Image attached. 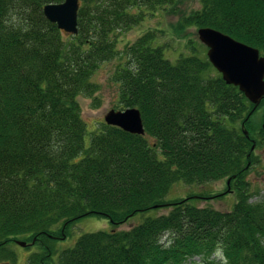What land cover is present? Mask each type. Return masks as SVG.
Instances as JSON below:
<instances>
[{
  "label": "trees",
  "instance_id": "obj_1",
  "mask_svg": "<svg viewBox=\"0 0 264 264\" xmlns=\"http://www.w3.org/2000/svg\"><path fill=\"white\" fill-rule=\"evenodd\" d=\"M62 1L0 0V261L15 264L7 246L22 242L39 249L27 264H53L54 242L93 216L112 230L80 236L55 264H264V201L251 202L247 180L264 156V99L254 109L226 85L198 41L174 62L157 29L117 49L120 35L179 0H78L76 35L43 16ZM197 1L175 33L210 28L264 57V0ZM116 58V110H138L143 136L104 121L88 134L81 117L78 98L96 101L91 78ZM222 180L224 194L164 201L175 183ZM227 194L230 211L197 205Z\"/></svg>",
  "mask_w": 264,
  "mask_h": 264
},
{
  "label": "rangeland",
  "instance_id": "obj_2",
  "mask_svg": "<svg viewBox=\"0 0 264 264\" xmlns=\"http://www.w3.org/2000/svg\"><path fill=\"white\" fill-rule=\"evenodd\" d=\"M199 4L197 0H179L177 9L174 12L157 11L153 17H146L144 21L131 31L119 36L117 49L123 50L126 45L134 42L147 30L157 29L161 32V36L155 41L158 45L167 46L164 51V58L174 62L180 55H189L190 51L186 47L187 41L196 43L197 36L196 30L193 28H186L180 33H175L174 28L181 19V17L189 14L192 11L198 10ZM203 53L206 51L203 49ZM119 59L102 64L100 68L92 76L91 81L99 87L98 92L94 95L96 101L86 98H78L80 106L81 117L86 123L87 133H93L98 130V127L103 123V118L110 110H116L117 106V86L110 81V77L119 64ZM98 103L96 107H94ZM259 118V115H258ZM89 143V135L85 137V146ZM260 158L258 166L254 167L249 173L247 180L250 184L251 193L254 195L252 203L264 201V156L261 152H256ZM226 189L225 180L218 181L205 186H191L186 187L182 183H175L164 198L166 203L184 199L188 196L197 197L198 195L204 196H217L224 194ZM228 191V190H227ZM235 199L232 194L224 195L220 198H215L207 201H200L197 203L199 207H210L219 212H226L232 209ZM166 211V210H165ZM161 211L157 214H163ZM145 215H136L131 218L126 224L120 226L118 230L126 231L132 225H138L142 222ZM112 226L109 221L104 218L98 217H85L75 223L68 231V237L63 241H55L57 254L53 256V264H55L57 255L60 251L74 246L77 239L84 235L96 232H110ZM7 249L14 253L15 264H27L28 257L39 251L38 246H30L28 249L22 248L15 243H10ZM215 261H220L219 255L214 256ZM6 262L0 261V264ZM189 264V263H188ZM190 264H201L200 259L195 258Z\"/></svg>",
  "mask_w": 264,
  "mask_h": 264
},
{
  "label": "water",
  "instance_id": "obj_3",
  "mask_svg": "<svg viewBox=\"0 0 264 264\" xmlns=\"http://www.w3.org/2000/svg\"><path fill=\"white\" fill-rule=\"evenodd\" d=\"M78 9V0H63L59 4L45 5L42 13L59 31L76 35ZM196 36L198 42L206 48L205 55L209 64L223 82L237 88L255 109L264 99V57L256 49L210 28L198 29ZM103 121L107 126L116 127L128 134L144 135L141 117L136 109L110 110ZM17 245L23 248L26 246L22 242H17Z\"/></svg>",
  "mask_w": 264,
  "mask_h": 264
}]
</instances>
